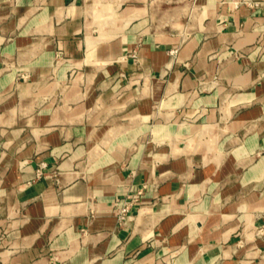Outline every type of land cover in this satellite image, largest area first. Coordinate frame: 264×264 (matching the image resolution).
Masks as SVG:
<instances>
[{
  "label": "crops",
  "instance_id": "obj_1",
  "mask_svg": "<svg viewBox=\"0 0 264 264\" xmlns=\"http://www.w3.org/2000/svg\"><path fill=\"white\" fill-rule=\"evenodd\" d=\"M239 1L0 0V264H264V0Z\"/></svg>",
  "mask_w": 264,
  "mask_h": 264
},
{
  "label": "built area",
  "instance_id": "obj_2",
  "mask_svg": "<svg viewBox=\"0 0 264 264\" xmlns=\"http://www.w3.org/2000/svg\"><path fill=\"white\" fill-rule=\"evenodd\" d=\"M173 53H175V50H172V54ZM38 174H41V168L38 170ZM135 197H137V195ZM115 207L118 210L117 217H118L119 223L120 224L126 223L131 217V214H130L131 202L129 201L122 202L118 200L115 202Z\"/></svg>",
  "mask_w": 264,
  "mask_h": 264
},
{
  "label": "rangeland",
  "instance_id": "obj_3",
  "mask_svg": "<svg viewBox=\"0 0 264 264\" xmlns=\"http://www.w3.org/2000/svg\"><path fill=\"white\" fill-rule=\"evenodd\" d=\"M147 3H151L153 0H145ZM240 3H242V4H245V5H250V6H257V5H259L260 4V2L259 1H256V0H241V1H239ZM245 55V53L244 52H242V51H237L236 53H235V57L236 58H241V57H243ZM131 210V209H130ZM131 214V213H130Z\"/></svg>",
  "mask_w": 264,
  "mask_h": 264
}]
</instances>
